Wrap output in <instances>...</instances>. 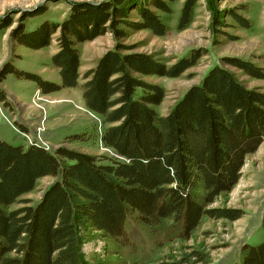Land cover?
<instances>
[{"label":"trees","instance_id":"1","mask_svg":"<svg viewBox=\"0 0 264 264\" xmlns=\"http://www.w3.org/2000/svg\"><path fill=\"white\" fill-rule=\"evenodd\" d=\"M139 1L71 3L59 23L44 21L31 31L19 23L11 30V38L31 48L48 45L59 28L58 47L50 58L60 81L19 72L7 61L0 68V79L8 72L23 74L35 79L42 93L75 86L80 65L76 45L80 42L106 31L116 38L125 37L127 31L120 24L164 33L159 15L141 7ZM193 2L185 0L178 28L189 22ZM148 4L170 11L163 0ZM131 8L138 11L141 21L127 18ZM8 25L9 21L0 22V27ZM128 48L116 43L105 50L95 66L84 72L80 84L85 106L110 124L100 140L121 159L62 147L51 153L34 143L24 148L0 140V264H109L81 258L78 233L95 229L127 245L125 222L130 216L153 231L168 222L175 226L174 237L185 239L202 215L238 218L232 209L206 205L231 189L240 177L246 154L264 141V92L245 87L227 68L215 64L199 84L188 87L166 114L159 115L154 106L162 100V87L142 76H177L200 55L181 57L166 66L151 54ZM226 60L252 76L263 75L248 61ZM3 97L0 92V99ZM44 175L55 179L37 203L28 205L27 199H18ZM15 202L24 204L10 209ZM243 251L241 264H264V242L244 245ZM207 261L206 253L188 247L165 264Z\"/></svg>","mask_w":264,"mask_h":264},{"label":"rangeland","instance_id":"2","mask_svg":"<svg viewBox=\"0 0 264 264\" xmlns=\"http://www.w3.org/2000/svg\"><path fill=\"white\" fill-rule=\"evenodd\" d=\"M101 1L0 0V22L9 21L8 26L0 27V68L7 61L19 72L37 74L41 79L59 83L58 70L50 58L58 47L59 28L51 34L49 44L40 48L15 42L11 30L19 23L25 31L35 29L44 21L59 23L69 12L71 3ZM163 1L169 4L168 13L148 4L152 0L139 1L141 7L147 6L159 15L165 24L163 34H155L148 28L133 30L120 24L127 31L125 37L116 38L106 31L77 44L80 65L75 86L42 93L35 79L6 73L0 79V92L4 96L0 99V140L24 148L34 143L51 153L62 147L96 157L121 159L100 140L103 129L110 124L85 106L80 88L84 72L94 67L99 56L116 43L129 47L127 51L151 54L166 66L181 57L200 55L195 64L177 76H142L145 81L162 87V100L154 106L159 115L166 114L188 87L199 84L215 64L227 68L245 87L264 92V0H194L189 22L183 28L177 24L185 0ZM25 14L30 15L23 18ZM234 15L247 25L238 22ZM127 18L142 20L134 8L128 9ZM230 58L252 63L263 75L255 77L246 73L228 63L226 59ZM54 179L50 175L38 177L34 188L18 199H27L28 205H34ZM23 204L15 202L9 208ZM206 207L232 209L239 216L232 220L202 215L187 239L174 237L175 226L168 222L153 231L130 216L125 222L129 244L120 245L95 229L80 230V256L85 261L100 260L109 264H165L191 247L208 255L206 264H241L244 245L257 246L264 242V141L254 152L246 154L240 177L231 189L217 195Z\"/></svg>","mask_w":264,"mask_h":264},{"label":"water","instance_id":"3","mask_svg":"<svg viewBox=\"0 0 264 264\" xmlns=\"http://www.w3.org/2000/svg\"><path fill=\"white\" fill-rule=\"evenodd\" d=\"M93 3V2H92ZM37 5H35L34 7H36Z\"/></svg>","mask_w":264,"mask_h":264}]
</instances>
